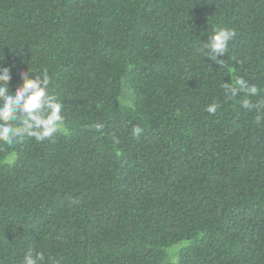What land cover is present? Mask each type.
<instances>
[{
	"label": "trees",
	"instance_id": "1",
	"mask_svg": "<svg viewBox=\"0 0 264 264\" xmlns=\"http://www.w3.org/2000/svg\"><path fill=\"white\" fill-rule=\"evenodd\" d=\"M3 66L47 69L66 123L0 145V264H264V122L221 88L264 102V0H0Z\"/></svg>",
	"mask_w": 264,
	"mask_h": 264
},
{
	"label": "clouds",
	"instance_id": "2",
	"mask_svg": "<svg viewBox=\"0 0 264 264\" xmlns=\"http://www.w3.org/2000/svg\"><path fill=\"white\" fill-rule=\"evenodd\" d=\"M236 37V31L232 28L221 27L214 29L211 35L204 40L202 45L204 57L209 58L218 65L224 66L225 59L218 57L227 56L229 44ZM234 59V58H233ZM29 71H21V83L14 85V90H9L11 80V66L0 67V145L13 146L25 137L33 138L37 143L52 140L54 136L65 128V115L63 105L51 91V77L47 69L40 74L34 72L29 77ZM221 88L225 100H231L241 96V93L249 98L240 102V107L247 112H256L255 122H264V102H253L251 97H259L261 89L255 84L249 83L242 76L230 77V82H222ZM122 96L130 94L127 84H122ZM239 94V95H238ZM221 107L219 101L206 105L205 110L215 114ZM95 130L100 131L103 124H95ZM143 129L134 126L133 136L139 138ZM16 159L12 153L6 163L12 164ZM45 257L42 252H34L29 249L22 264H40ZM53 264H59L53 261Z\"/></svg>",
	"mask_w": 264,
	"mask_h": 264
}]
</instances>
